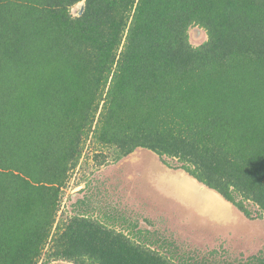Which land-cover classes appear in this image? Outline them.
I'll list each match as a JSON object with an SVG mask.
<instances>
[{"label": "trees", "instance_id": "1", "mask_svg": "<svg viewBox=\"0 0 264 264\" xmlns=\"http://www.w3.org/2000/svg\"><path fill=\"white\" fill-rule=\"evenodd\" d=\"M80 1L0 0V264H264L178 256L85 199L60 214L86 149L144 147L264 219V0Z\"/></svg>", "mask_w": 264, "mask_h": 264}, {"label": "rangeland", "instance_id": "2", "mask_svg": "<svg viewBox=\"0 0 264 264\" xmlns=\"http://www.w3.org/2000/svg\"><path fill=\"white\" fill-rule=\"evenodd\" d=\"M202 32L203 34L200 35L196 34V32H193V28L190 30V40L193 44H198L206 38L205 32L203 30ZM86 153L89 154L87 163H85L87 158ZM91 155L92 151L90 149H86L85 155L81 161V166L73 172L68 186L64 191L60 214L64 210L73 213V204H76L80 199H85V207L87 205V210L89 213L92 212L93 215L98 216L100 213L103 214L105 212L109 214V216L117 218L115 220L116 224H118V228L123 229L128 233H130L131 230L129 227L130 223H138V221H140V225L138 223L140 228H146V226H149L151 228L149 230L154 231L152 232L153 237L151 240L159 239L157 245H159L161 242L163 243L164 241L166 243H171V246L168 247L172 248L173 251H176L178 256L182 255L185 258L190 256L193 258V261H202L203 259H207L209 261L219 262L222 261L221 259H223V255L226 259H244L256 251L258 252V250L264 246V231H258L256 236L258 240L252 241H255V245L252 246V248L246 249L245 252L242 253L244 248L241 243H239L240 240L236 238L237 236L235 237L234 234L231 233L224 237V239L226 238L228 241H230V247L226 252L220 253V251H222L221 247L223 248L222 243L224 240L216 237V235H213L212 238H207L205 236L202 237L200 233L197 235L196 233L190 231L189 228L184 227L177 219L178 211L176 208L171 207L172 204L169 202H163L161 200L159 195L147 182L145 173L140 174L141 178L138 177L139 183L137 184H133L129 180L125 181V176H135V173H131V170L127 171L128 167L132 169L133 163H121L122 159H120L118 162L110 161L104 165L95 166L93 161L90 159ZM83 172L86 173L88 177L87 180H80ZM119 180H121V184L123 181L122 185L125 186L124 194L123 192L120 193L121 189L118 188ZM122 196L128 197L130 199H136L138 197L142 201L152 203L155 208H152V211L147 210L148 219L143 220V214H138L137 212L135 213V211L126 208L124 209L120 206V203L117 201H121ZM131 203L136 206L134 201ZM163 205H165L164 208L160 207ZM150 208L151 206L149 204L148 209ZM179 211L184 210L180 209ZM121 217L122 219H120ZM159 217L160 220H157ZM257 230L255 231L257 232ZM205 232L212 234L224 232V235H226L227 232L231 231L225 230L223 228H216V226L213 225H207ZM157 245L153 247H157ZM237 247L239 248L237 249ZM218 248L220 251L217 250ZM162 250L164 251V249ZM212 250H215V252L210 253ZM218 252L219 254H217ZM51 264L71 263L65 261H56L52 262Z\"/></svg>", "mask_w": 264, "mask_h": 264}, {"label": "water", "instance_id": "3", "mask_svg": "<svg viewBox=\"0 0 264 264\" xmlns=\"http://www.w3.org/2000/svg\"><path fill=\"white\" fill-rule=\"evenodd\" d=\"M84 7V0L76 3L72 8L73 15H81ZM193 32L203 34L199 27H194ZM142 153L152 155L145 173L147 182L163 202H169L177 211L180 209L184 210L181 213L186 211L206 226L213 225L230 231L264 228V219L247 217L218 190L200 181L182 167L167 165L151 149L137 147L124 156L121 163L132 162ZM210 195L214 198L213 201H207V196Z\"/></svg>", "mask_w": 264, "mask_h": 264}, {"label": "flooded vegetation", "instance_id": "4", "mask_svg": "<svg viewBox=\"0 0 264 264\" xmlns=\"http://www.w3.org/2000/svg\"><path fill=\"white\" fill-rule=\"evenodd\" d=\"M122 159V158H121ZM152 159V155L150 154H147V153H142L140 155H138V157L132 161L131 163H133V167L132 169L128 167V170H131V173H135V176H125V181L126 180H129L130 182H132L133 184H137L139 183V179L138 177H140V174L142 173H146V169H147V165L148 163L151 161ZM163 160V158H161ZM119 161V160H118ZM116 161V162H118ZM164 161V160H163ZM167 164V163H166ZM131 165V164H130ZM168 165V164H167ZM170 166V165H169ZM173 167V166H172ZM131 177V178H130ZM137 177V178H136ZM130 178V179H128ZM136 178V179H135ZM141 178V177H140ZM125 183V182H124ZM122 184H123V181H122ZM121 184V180L118 181V188L121 189L120 193L123 192V194L125 193L124 191V188L125 186ZM117 201V200H116ZM115 201V202H116ZM132 201L135 202L136 206L131 203ZM120 203V206L122 208H126V209H130L132 211H135V213L137 212L138 214H143L142 215V219H148L147 217V210L149 211H152L153 209L152 208H155L152 203H147L146 201H142L140 200V198H136V199H130L128 197H124L122 196L121 198V201H117ZM161 202V201H160ZM149 204L151 206L150 209L149 208ZM155 204V203H154ZM116 206V205H115ZM162 208L165 207V205L163 206H160ZM167 208V207H166ZM177 219L179 220V222L184 226V227H187L190 229V231L196 233L198 235V233L201 234L202 237H207V238H212V236L216 235V237H219L221 238V240H224V242L222 243L223 244V248L221 247L222 251L219 250V248L217 250L220 251V253H223V252H226L227 249L230 247V241H228L226 238L224 239V237L228 236L229 234L233 233L234 236L240 240L239 243H241V245L243 246V250H242V253L245 252L246 249L248 248H252V246H254V242H252L253 240H258L256 238L257 236V233L258 231H264V228H258L259 230H257V232L254 230V231H245V230H239V231H231V232H227L226 235H224V232H220L218 234H212V233H208V232H205V228L206 226L203 225L201 222L197 221L194 217H192L191 215H189V213H186V212H183L181 213V211H178L177 212ZM254 218H258V217H254ZM157 220H160V217L157 219ZM139 225H140V221H138ZM137 228H140V226H138ZM142 228V227H141ZM140 228V229H141ZM147 228V229H146ZM146 228H142L144 230H149L151 229L149 226H146ZM150 232H154V231H151L149 230ZM220 240V241H221ZM228 241V242H227ZM240 245V244H239ZM226 247V248H225ZM239 247H237L238 249ZM231 249V248H230ZM214 253L215 250H212L210 251V253ZM257 252V251H256ZM255 252V253H256ZM219 254V252L217 253ZM216 254V255H217ZM223 259H226L223 255Z\"/></svg>", "mask_w": 264, "mask_h": 264}, {"label": "bare ground", "instance_id": "5", "mask_svg": "<svg viewBox=\"0 0 264 264\" xmlns=\"http://www.w3.org/2000/svg\"><path fill=\"white\" fill-rule=\"evenodd\" d=\"M207 201H213L214 200V198L212 197V195H210V196H207Z\"/></svg>", "mask_w": 264, "mask_h": 264}]
</instances>
